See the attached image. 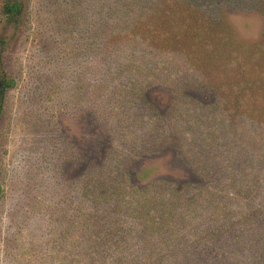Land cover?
<instances>
[{
  "label": "rangeland",
  "instance_id": "rangeland-1",
  "mask_svg": "<svg viewBox=\"0 0 264 264\" xmlns=\"http://www.w3.org/2000/svg\"><path fill=\"white\" fill-rule=\"evenodd\" d=\"M4 1L0 47L4 70L15 85L6 91L0 118V264H57L60 249L66 254L73 237L64 236L68 223L78 226L84 219L87 188L102 170L104 176L116 177L118 170L127 174L123 193L155 181L204 183L203 167L223 181L229 179L243 152V119L229 117L223 132L212 133L208 142L197 136L195 125L182 113L196 112L191 119L199 114V120L202 114L213 115L216 95L201 79L179 83L188 70L181 57L171 61L147 49V63L157 58L156 72L163 66L171 79L144 83L142 90L130 83L134 87L129 91L112 82L116 92L132 96L123 108L103 97V69L114 71L115 80L121 70L118 61L123 63L103 58L119 51L108 47L109 30L118 32L117 40L128 39L126 32L152 0H20L24 12L19 24L5 18ZM248 4L221 0L219 6L238 39L254 44L262 39L264 17ZM133 68L138 69L136 64ZM124 76L126 70L119 79ZM139 114L146 122H160L159 130L151 134L149 125L136 128ZM138 132L144 139H133ZM257 236L264 240V233Z\"/></svg>",
  "mask_w": 264,
  "mask_h": 264
},
{
  "label": "trees",
  "instance_id": "trees-1",
  "mask_svg": "<svg viewBox=\"0 0 264 264\" xmlns=\"http://www.w3.org/2000/svg\"><path fill=\"white\" fill-rule=\"evenodd\" d=\"M228 1L232 4L235 0ZM247 1V7L264 17V0L240 3ZM220 3L152 0L151 8L147 7L126 32L128 39L117 40L118 32L109 30L108 47L119 51L103 58L112 62L122 59L117 69L121 68L120 74L126 70L127 76L122 80L118 74L112 80L114 71L103 69L101 85L105 100L123 108L124 103L132 102V96L121 89L116 92L114 83L129 91L134 84L142 90L144 83L171 79L163 73V66L156 72L157 58L151 57L147 63L151 56L147 49L164 53L171 61L181 57L188 70L179 83L201 79L216 95L213 105L217 110L213 115L202 114L203 118L210 116L208 121L199 120V114L191 119L193 111L182 113L184 120L195 125L196 135L208 142L212 133L223 132L229 117L243 119V152L237 156L229 179L223 181L203 167L199 172L207 179L204 183L178 186L155 181L123 193L128 186L123 170H118L116 177L106 172L108 176H104V170L97 172L87 188V213L78 226L68 223L64 236L72 233L73 237L68 239L66 254L60 249L57 264H264V240L257 236L264 233V29L257 43L239 40ZM2 12L10 24H19L24 7L20 0H5ZM115 44L118 47H113ZM2 54L0 47V118L6 91L15 85L4 70ZM134 64L138 69L134 70ZM139 99L145 102V97ZM146 121L139 114L135 127L149 125L151 134L159 130L160 122ZM141 136L143 133H135L133 139ZM205 161L211 163L210 157ZM193 216L191 223L188 217ZM178 222L184 224L177 227ZM237 241L243 242L234 247Z\"/></svg>",
  "mask_w": 264,
  "mask_h": 264
}]
</instances>
